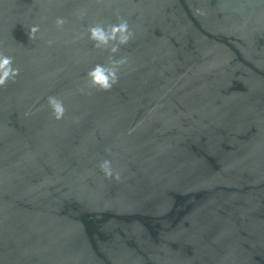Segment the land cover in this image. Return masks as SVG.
<instances>
[{
  "label": "water",
  "instance_id": "95a60500",
  "mask_svg": "<svg viewBox=\"0 0 264 264\" xmlns=\"http://www.w3.org/2000/svg\"><path fill=\"white\" fill-rule=\"evenodd\" d=\"M0 55V264H264V0H0Z\"/></svg>",
  "mask_w": 264,
  "mask_h": 264
},
{
  "label": "clouds",
  "instance_id": "9594fccd",
  "mask_svg": "<svg viewBox=\"0 0 264 264\" xmlns=\"http://www.w3.org/2000/svg\"><path fill=\"white\" fill-rule=\"evenodd\" d=\"M64 22L63 18L56 19V24L58 26H62ZM38 31L39 26L33 25L28 32L29 39H35ZM132 35L126 20H121L120 23L112 24L108 27L97 25L88 29V38L94 42V47L106 49L111 54L118 53L120 47L126 45L130 41ZM109 62L110 66L96 64L86 73L88 82L92 87L98 90L108 91L118 82V71L121 65L127 63V58L121 57L119 59H113L110 56ZM13 65L14 61L12 57L0 55V87H4L9 80H14L19 75V69ZM47 103L52 109L54 119H62L65 113L63 102L54 96H49L47 98ZM100 169L105 177H113L111 161L104 160L100 164ZM114 178L119 179V174H116Z\"/></svg>",
  "mask_w": 264,
  "mask_h": 264
}]
</instances>
